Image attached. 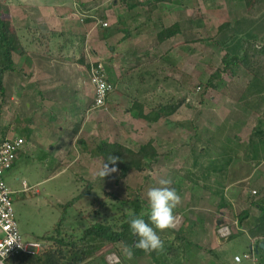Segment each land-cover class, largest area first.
I'll list each match as a JSON object with an SVG mask.
<instances>
[{
	"label": "rangeland",
	"instance_id": "1",
	"mask_svg": "<svg viewBox=\"0 0 264 264\" xmlns=\"http://www.w3.org/2000/svg\"><path fill=\"white\" fill-rule=\"evenodd\" d=\"M238 1L192 0L188 4L186 1L181 6L178 4L179 9L185 10V16L193 14L200 27L189 35L185 31L180 37L181 40L192 38L189 49L187 41L185 47L173 46L169 53L154 61V71L160 66L167 68L166 62L160 60H179L183 53L188 54L190 50L192 61L187 64V60H180L181 73L182 70L191 72L194 66L192 80L195 86L193 89L189 87L188 92L181 91L183 95L180 93V97L186 96L185 102L174 114L145 124L129 113L130 108L147 112L149 104H165L169 100L168 96L161 97L159 103L151 100L141 103L138 100L128 101L127 97H130L126 95L121 104L109 100L97 112L100 121L93 134L97 140L117 141L131 150L149 139L153 140L157 158L153 163L146 160L142 172L130 170L125 181L118 180L117 171L101 178L97 173L102 168V159L92 156L78 142L74 144L72 156L63 157V164L67 167L58 168L57 158L50 155L44 157L47 151L40 147L18 156L14 166L3 177L12 191L14 217L23 240L43 241V235H47L62 216L67 219L63 228L79 235L81 227L71 228L70 224L80 223L76 218L78 211L87 210L89 204L100 197L102 190L122 197L128 186L138 190L142 198L147 199L148 189L158 187L161 178L170 180L168 186L171 188L180 178H185L187 181L177 205L183 212L175 214V228L185 222L201 221L199 231L193 237L201 249L190 248L185 257H180V264H254L255 259L243 258V253L248 251L246 231L255 217L259 216L258 210L250 202L264 193V138H260L264 131V92L246 94L244 97L251 78L242 68L232 73H222L220 79L213 81L214 87L196 86L198 83L205 84L209 76L222 66L224 51L211 38L220 24L232 22L245 14L252 0H245L244 5ZM39 3L43 5L49 2L0 0V17L8 20L10 29L15 32V25L20 24V21L27 23L31 20L32 23L33 16L29 19L26 14L29 9H33L31 6ZM13 60V70L4 79V98L0 99V129L10 128L15 121V53ZM175 73L183 80L180 72ZM164 74H159L158 78ZM186 83L187 80L183 86ZM175 93L172 89L169 96L175 98ZM42 142L39 141V144ZM28 146L29 143L25 145ZM94 146L89 145L91 150ZM22 181L26 185L24 189ZM86 182L91 184L90 193L73 205H64L81 192ZM248 193L251 195L247 197ZM220 199L231 205L234 216L227 206L218 208ZM244 209L249 210V217L237 223V214ZM223 227L227 230L222 232L220 229ZM231 234L232 238L229 239ZM208 249L214 250L215 255L207 252ZM235 255L239 256V263L234 261ZM102 257L107 264L117 261L116 264H153L146 254L134 257L120 244L107 249Z\"/></svg>",
	"mask_w": 264,
	"mask_h": 264
},
{
	"label": "crops",
	"instance_id": "2",
	"mask_svg": "<svg viewBox=\"0 0 264 264\" xmlns=\"http://www.w3.org/2000/svg\"><path fill=\"white\" fill-rule=\"evenodd\" d=\"M51 1L31 6L33 9H29L26 15L29 19L33 16L32 23L31 20L27 23L20 21L15 25L19 41L15 51V121L10 128L0 129V142L10 129L14 137L24 140L12 166L21 153L33 152L35 147H40L47 151L44 157L57 158V166L62 168L66 166L64 158L72 156L74 144L78 142L84 148L83 140L96 136L93 134L100 121L97 113L100 108L93 107V87L88 71L90 62H101L108 79L116 86L107 103L110 100L121 104L126 95L130 97H127L128 101L135 102V86L150 85H142L139 76L148 77V72L155 73L154 61L169 53L173 46L185 47L188 41L189 49L192 38L181 40L180 37L185 31L189 35L200 27L193 14L185 16V10L178 8L185 1L188 4L192 0H161L151 5L148 14L147 5L136 0ZM237 3L244 5V0ZM168 32L171 35H166ZM189 52L183 53L179 60H166L168 75L174 79L176 91L181 85L180 76L175 72H181L180 60H187V64L192 61ZM159 68L162 67L157 70ZM194 70V66L191 72L182 70L187 74V82L194 79ZM151 101L160 102L156 96ZM134 112L130 108L129 113ZM39 141L46 143L39 144ZM27 143L29 146L25 147ZM22 184L26 188L24 181ZM254 234L256 231L249 228L246 231L248 246L254 244ZM44 246H47L46 242Z\"/></svg>",
	"mask_w": 264,
	"mask_h": 264
},
{
	"label": "trees",
	"instance_id": "3",
	"mask_svg": "<svg viewBox=\"0 0 264 264\" xmlns=\"http://www.w3.org/2000/svg\"><path fill=\"white\" fill-rule=\"evenodd\" d=\"M159 1L161 0L146 3L137 2L141 5H147L148 14L150 9H152L151 5ZM244 4H246L245 0ZM248 5L245 14L234 19L232 22L220 24L216 34L212 36L213 42L224 51V56L221 58L222 66L220 69H217L214 75L209 76L205 84L198 83L196 86L201 85V88L214 87L213 81L220 79L222 73H232L235 69L242 68L248 77L251 78L248 83V91L243 94L244 97L246 94L254 95L255 92H264V0H252L251 2L249 1ZM167 30L165 29V31ZM174 30H176L175 27ZM168 34L169 32L166 35ZM18 44L16 30L13 32L10 29L8 20L0 17V99L4 98V79L13 70V53L17 50ZM160 62L168 63L166 60H160ZM168 71V67H162L155 71V73L148 72V77L140 75V83L142 85L149 83L150 85L133 87L138 96L134 98L138 100L140 97L141 103L148 102V99L152 100L153 96H156L159 101L161 97L168 96L169 99L167 103H161L159 106L149 104L150 108L147 112L135 110L133 113L134 117L136 116V119L145 124L157 122L161 117L165 118L174 114L178 107L185 102L186 96L180 97L181 91L185 90L188 92L189 89H193L195 86L191 78L190 82H187L186 86H183L184 81H188L187 74L180 72L183 80L186 79L183 81L181 77L179 78L181 86L176 91V83L172 76L168 75ZM161 73L165 74L158 78V75ZM108 81L112 82L109 79ZM112 85L113 88L110 94L116 88L113 82ZM182 86L187 89H183ZM172 89L176 91L177 97L175 98L169 96L172 93ZM181 95L183 94L181 93ZM1 107L2 104L0 103V109ZM78 127L79 123L75 126V131ZM10 130L7 131L9 134L6 135V139L14 137V132ZM260 138H264V131L260 134ZM83 141L84 150L90 152L92 156L100 157L103 163H107L110 168L113 165L108 159L116 157L114 166L118 173L117 178L121 181H125L130 170L142 172L146 160L148 163H153L157 158V152L152 139L139 144L135 150H131L117 141L97 140L94 136ZM90 144H95L92 150L89 147ZM186 181L185 178H180L172 186L179 196ZM90 191L91 184L86 182L81 192L64 205H73L76 201L88 195ZM249 195L251 194L248 193L247 197ZM250 203L259 212V216L255 217L252 225L249 227V230L256 231V234L253 236V243L258 244L261 241L264 242V194H261ZM89 205L90 207L87 210L82 209L78 211L76 218L79 219L80 223L76 225L70 224L69 226L71 228H76L75 226L81 227L79 235L63 228V224L64 222L66 223L67 219L65 220V216H62L54 224L51 231L47 235H43V242H46L47 246L33 254L17 252L6 259V264H96L98 262L107 264L102 254L117 244H120L123 249H126L134 257L146 254L153 264H180V257H185L186 252L188 253L190 248L201 249V246L193 241V237L199 231V223H201V221L197 222L196 220L192 223L185 222L174 229L158 230V235L163 241V247L158 250L146 252L136 248L135 242L138 237L131 232L128 219L132 215H143V218L147 222V215L144 214L147 210V199L142 198L136 189L127 186L125 194L122 197L110 191L102 190L100 197L94 199ZM222 206H227L232 216H234L231 205L225 200L220 199L218 208ZM178 212L181 213L183 211L176 206L174 215ZM248 217V209L240 211L237 214V223H241ZM232 235L229 236V239L232 238ZM207 252L215 255L214 250L208 249ZM246 252L250 254V258L248 259H255L254 264H264V246L263 248H258L257 252L252 248H248Z\"/></svg>",
	"mask_w": 264,
	"mask_h": 264
},
{
	"label": "built area",
	"instance_id": "4",
	"mask_svg": "<svg viewBox=\"0 0 264 264\" xmlns=\"http://www.w3.org/2000/svg\"><path fill=\"white\" fill-rule=\"evenodd\" d=\"M146 3L155 0H137ZM106 26V23L102 24ZM89 81L93 87V107L102 108L106 104L108 95L113 85L108 81L107 72L104 65L99 62L89 63ZM24 140L22 137L4 138L0 142V262L6 264V259L17 253L24 252L33 254L42 248V244L36 241H24L21 237L14 217L11 200V190L4 181V173L11 168L17 152L22 148ZM254 192V191H253ZM222 232L226 227L220 229ZM6 253V255H4ZM249 253H244L243 258H250ZM238 255L234 256V261H239Z\"/></svg>",
	"mask_w": 264,
	"mask_h": 264
},
{
	"label": "clouds",
	"instance_id": "5",
	"mask_svg": "<svg viewBox=\"0 0 264 264\" xmlns=\"http://www.w3.org/2000/svg\"><path fill=\"white\" fill-rule=\"evenodd\" d=\"M108 160L113 167L110 168L107 163H103L101 170L97 173L101 178L110 172L116 171L114 166L116 157H111ZM158 183V187H151L146 193L147 210L144 214L147 215V222L143 218V215H132L128 219L131 232L138 237L135 242V247L146 252L158 250L163 247V241L158 235V230L163 231L165 229L175 228L174 209L180 203L179 194L174 188L168 186L171 183L170 180L161 178ZM36 242L41 243L42 248L45 247V242ZM41 249L39 251H41ZM4 255H6V253H4ZM116 263H118V261L115 262V264ZM0 264H2V262H0Z\"/></svg>",
	"mask_w": 264,
	"mask_h": 264
},
{
	"label": "water",
	"instance_id": "6",
	"mask_svg": "<svg viewBox=\"0 0 264 264\" xmlns=\"http://www.w3.org/2000/svg\"><path fill=\"white\" fill-rule=\"evenodd\" d=\"M264 246V242L261 241L258 244H251L248 246L249 249L253 248L255 250V252H257L258 248H263Z\"/></svg>",
	"mask_w": 264,
	"mask_h": 264
}]
</instances>
